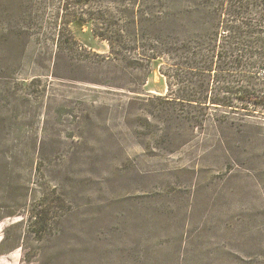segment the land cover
Here are the masks:
<instances>
[{
	"label": "rangeland",
	"instance_id": "374dc122",
	"mask_svg": "<svg viewBox=\"0 0 264 264\" xmlns=\"http://www.w3.org/2000/svg\"><path fill=\"white\" fill-rule=\"evenodd\" d=\"M47 13L0 39V264H264V24L240 65L222 26L209 104L169 113L160 66L98 57L90 19L70 59Z\"/></svg>",
	"mask_w": 264,
	"mask_h": 264
},
{
	"label": "trees",
	"instance_id": "16d2710c",
	"mask_svg": "<svg viewBox=\"0 0 264 264\" xmlns=\"http://www.w3.org/2000/svg\"><path fill=\"white\" fill-rule=\"evenodd\" d=\"M40 1L37 4L38 0H0V39L12 41L13 33L24 37L17 27H24L28 20L31 23L35 19L42 28L47 22L43 21L44 15L56 10L57 31L52 40L61 54L79 62L89 51L83 48L70 24L91 25L92 20L98 23L91 28L93 34L110 46L108 56L97 54L98 57H112L133 67L145 64L151 71L155 64L160 66L162 76L168 80V93L149 98H157L160 109L169 113L209 104L213 38L222 26L234 28L232 37L254 36L247 40L249 44L233 47V51H238L233 55L235 64L240 65L243 54H250L248 47H252L254 39L259 43L260 38L255 35L264 24V0H60L58 6L51 0ZM16 12L22 16L17 17ZM138 89L130 91L139 92ZM239 89L241 86L232 87V91Z\"/></svg>",
	"mask_w": 264,
	"mask_h": 264
}]
</instances>
